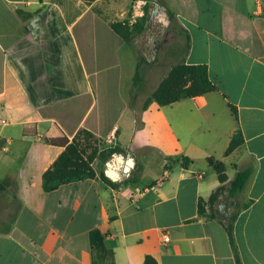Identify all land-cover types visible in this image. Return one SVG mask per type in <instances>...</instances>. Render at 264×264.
<instances>
[{
  "label": "crops",
  "instance_id": "obj_1",
  "mask_svg": "<svg viewBox=\"0 0 264 264\" xmlns=\"http://www.w3.org/2000/svg\"><path fill=\"white\" fill-rule=\"evenodd\" d=\"M137 2L148 24L158 6L175 18L190 36L179 63L207 65L217 91L145 108L177 63L145 61L112 29L141 17ZM239 128L244 143L226 155ZM81 130L132 157V179H110L99 157L94 179L46 192L44 174ZM211 157L227 188L252 170L215 219L199 213L221 187ZM241 202V264H264V0H0V264H238L220 221Z\"/></svg>",
  "mask_w": 264,
  "mask_h": 264
},
{
  "label": "trees",
  "instance_id": "obj_2",
  "mask_svg": "<svg viewBox=\"0 0 264 264\" xmlns=\"http://www.w3.org/2000/svg\"><path fill=\"white\" fill-rule=\"evenodd\" d=\"M82 1L91 5L96 0ZM148 16L149 8L146 7L144 9V15L138 18L133 25H131L129 20H125L121 22H114L111 24V27L126 43H131L136 36L141 35L146 31ZM189 48L190 36L187 34V51ZM136 79L137 82H141L139 73H137ZM217 90L218 86L211 80L207 65L177 63L172 66L168 75L160 83L159 87L147 99L145 108H148L152 103H157L161 107L170 106L184 99L204 96ZM229 106L234 115L238 117L237 108L232 104ZM65 143V151L43 176V187L46 192L55 191L61 186L70 183L94 179L96 177V172L92 166L94 161L99 157H107L114 152L121 151L120 149L100 151V148L98 147L99 140L88 130L79 131L72 142L66 141ZM243 143L244 137L241 129L239 128L231 140V143L226 151V155L233 153L236 149L241 147ZM208 162L209 165L217 172L221 187L211 195L208 201H204L203 199L200 200L199 213L201 215L207 214V208L211 211H213V209L216 210L217 203L220 201L221 196L227 189L231 198L238 197V195L245 189L252 175L251 169L238 172L234 180L230 183V186L227 188L224 185L228 181L226 165L222 161L213 157L209 158ZM191 163L192 161L189 158H183V165L185 167H189ZM102 177L105 182L113 185L105 174H103ZM249 205L250 203L246 204L244 209H246ZM239 213L240 211L233 213L229 217V220L220 221V223L225 226L229 234L231 245L236 254L238 264H241L234 234V225ZM209 215L212 218L216 216L213 213ZM144 264H158V262L154 257L146 256Z\"/></svg>",
  "mask_w": 264,
  "mask_h": 264
},
{
  "label": "rangeland",
  "instance_id": "obj_3",
  "mask_svg": "<svg viewBox=\"0 0 264 264\" xmlns=\"http://www.w3.org/2000/svg\"><path fill=\"white\" fill-rule=\"evenodd\" d=\"M164 14L166 15L168 23H166L162 17L161 19H157L155 17L154 23L147 24L148 26L146 31L143 34L136 36L134 39L135 46L141 51L145 61L151 59V53L155 52L157 54L156 61L160 60L163 56H169L171 59L170 64L179 63L182 61L183 56L187 51V37L183 29H181V27L178 25L175 18L173 16L171 18V16L167 15L166 12ZM156 61H153V65H156ZM92 81L95 82L96 80L92 79ZM104 146L105 145L103 144L98 145L100 149ZM120 154H122L125 158L129 157L128 154L123 152L121 153V151L114 152L107 157H101L102 169L106 168V163H112L114 161L116 162V157ZM131 179L132 175L123 178V180L126 181ZM242 206L243 202L235 205L236 208L231 212V214L238 212ZM216 210L213 209V214L218 213ZM225 219L229 220V218Z\"/></svg>",
  "mask_w": 264,
  "mask_h": 264
},
{
  "label": "water",
  "instance_id": "obj_4",
  "mask_svg": "<svg viewBox=\"0 0 264 264\" xmlns=\"http://www.w3.org/2000/svg\"><path fill=\"white\" fill-rule=\"evenodd\" d=\"M165 12H166V8L164 6H158L155 8L153 12V16L155 17L157 15H161L162 18L165 20V22L168 23L166 15L164 14ZM43 20H45V14L41 13L31 22L30 28L33 37L35 39H38L43 31L42 30ZM134 163L135 161L132 157L129 156L125 158L122 154H120L116 157V162L114 161L108 164V169L105 174L114 181L119 180L121 178L129 177L132 168L134 167Z\"/></svg>",
  "mask_w": 264,
  "mask_h": 264
},
{
  "label": "built area",
  "instance_id": "obj_5",
  "mask_svg": "<svg viewBox=\"0 0 264 264\" xmlns=\"http://www.w3.org/2000/svg\"><path fill=\"white\" fill-rule=\"evenodd\" d=\"M142 6H143V3L141 2H138L135 7L133 8L134 9V15L135 17H139V15L141 14V10H142ZM140 13V14H139ZM143 16V13L141 14V17ZM136 21V20H135ZM135 21L133 22V24L135 23ZM170 240V238L168 236H165L164 238V241L165 242H168Z\"/></svg>",
  "mask_w": 264,
  "mask_h": 264
},
{
  "label": "bare ground",
  "instance_id": "obj_6",
  "mask_svg": "<svg viewBox=\"0 0 264 264\" xmlns=\"http://www.w3.org/2000/svg\"><path fill=\"white\" fill-rule=\"evenodd\" d=\"M117 164V163H116ZM116 166H118V165H116Z\"/></svg>",
  "mask_w": 264,
  "mask_h": 264
}]
</instances>
